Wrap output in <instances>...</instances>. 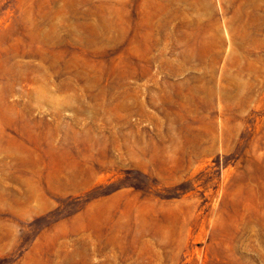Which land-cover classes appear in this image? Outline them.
Instances as JSON below:
<instances>
[{
	"label": "rangeland",
	"instance_id": "obj_1",
	"mask_svg": "<svg viewBox=\"0 0 264 264\" xmlns=\"http://www.w3.org/2000/svg\"><path fill=\"white\" fill-rule=\"evenodd\" d=\"M0 264H264V0H0Z\"/></svg>",
	"mask_w": 264,
	"mask_h": 264
}]
</instances>
